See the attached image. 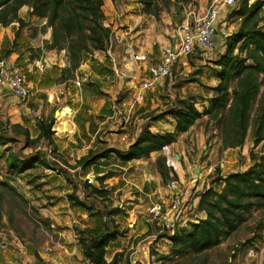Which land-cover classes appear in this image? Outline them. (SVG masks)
<instances>
[{
  "label": "rangeland",
  "instance_id": "rangeland-1",
  "mask_svg": "<svg viewBox=\"0 0 264 264\" xmlns=\"http://www.w3.org/2000/svg\"><path fill=\"white\" fill-rule=\"evenodd\" d=\"M213 1L157 0L156 18L143 13L137 0H103L101 10L111 28L105 49L86 52V59L61 78V69L70 65L67 44L50 47L52 29L45 19L30 15L24 5L18 10L23 26L0 24V58L13 61L31 88L23 100L0 89V181L7 184H0V245H5L0 246V264H91L83 254L82 240L113 229L123 236L108 243L104 258L115 255L117 264H264V207L251 210L246 221L216 246L180 255L171 253L168 235L172 231H164L148 213L153 203L166 201L172 194L171 182L176 189L185 185L190 191L186 201L191 202L196 185L219 190V178L249 167L251 155H258L262 145L253 141L258 117L264 112L263 87L253 101L240 146L222 147L225 111L221 110L216 117L201 116L172 145L146 158L122 161L110 153L87 167L79 161L111 145L127 149L146 125L155 132L173 130L174 119L166 113L177 99H190L199 110L208 107L218 82L215 61L226 51V36L236 32L242 20L238 8L256 0L221 6L227 13L219 25L226 31L224 43L216 44L210 53L190 55L161 84L149 89L143 100L133 98L138 79L151 76L186 10L201 12ZM126 18L136 31L130 41L141 62L135 76L118 79L113 75L115 68L127 75L130 67L135 68L129 64L123 40L118 39H127L119 31L128 25ZM112 30L118 31V38ZM94 51L102 52L108 62L102 69L93 61ZM81 77L86 80L78 86L75 81ZM40 121L53 123L51 143L38 137ZM15 123L28 128L29 138L12 129ZM35 156L45 163L36 162L20 172L8 165L10 158ZM159 169L167 170L168 177ZM147 235L153 237L144 239Z\"/></svg>",
  "mask_w": 264,
  "mask_h": 264
},
{
  "label": "trees",
  "instance_id": "trees-1",
  "mask_svg": "<svg viewBox=\"0 0 264 264\" xmlns=\"http://www.w3.org/2000/svg\"><path fill=\"white\" fill-rule=\"evenodd\" d=\"M137 1L142 4L143 13L159 17L157 0ZM24 5L29 7L30 15L45 19V25L52 29L51 48L60 49L67 44L70 65L61 69L59 78L66 72L74 71L83 58L86 59V52L104 50L109 41L111 28L101 10L103 0H0V24L7 26L18 22L19 27L23 26L25 22L18 16V10ZM263 7L264 0H256L238 8L242 20L236 32L226 36V51L215 61L219 67L216 72L218 82L208 107L199 110L190 99H177L176 105L166 113L174 119L172 131L155 132L146 125L127 149L108 146L100 153L82 157L79 160L82 166H90L110 153L122 161L146 158L152 152L173 144L177 136L186 132L201 116L216 117L221 110L225 111L220 128L222 147L242 145L249 127L252 104L260 87H263L264 96ZM52 124L51 121L37 124L38 137L47 139L49 143L52 141ZM11 127L29 138L27 127L18 123ZM56 133L62 135L63 132L56 130ZM261 141L259 154L251 155V164L247 169L230 172L219 178L222 181L219 190L206 186L198 194L196 208L204 210L206 215L191 222L188 228H176L168 235L171 253H200L214 247L245 222L251 210L264 207V112L259 115L254 130V145ZM36 162L45 163L36 156L27 159L13 157L8 165L20 172ZM161 163L162 159L158 158L157 166L160 167ZM159 170L163 177H168L167 170ZM0 184L7 185L1 181ZM119 236H123V232L113 229L88 241L82 240L83 254L91 264H117L115 255L107 261L104 254L108 243Z\"/></svg>",
  "mask_w": 264,
  "mask_h": 264
},
{
  "label": "built area",
  "instance_id": "built-area-1",
  "mask_svg": "<svg viewBox=\"0 0 264 264\" xmlns=\"http://www.w3.org/2000/svg\"><path fill=\"white\" fill-rule=\"evenodd\" d=\"M237 0H216L209 6L198 11L195 8H189L185 12L184 20L177 26L173 34V40L163 46L159 63L154 67L149 78H139L135 85L134 100H143L146 92L161 84L166 77L171 74L172 69L179 63L184 62L195 52L210 53L216 47V36L221 28L219 27L218 15L221 6L232 7ZM224 21L220 25H223ZM226 33L223 28L222 36ZM220 34V32H219ZM123 40L125 53L130 57L129 64H135V68L130 67L126 73H119L115 68L113 75L115 78L123 79L126 76H135L137 62L141 60L139 52L135 51L134 44L130 39L119 38ZM141 62V61H140ZM137 66V67H136ZM86 78H78L75 84L80 86ZM0 88L8 89L12 96L17 99H26L31 94V88L26 83L25 77L20 69L7 58H0ZM113 112L117 108L112 106ZM170 186L174 188L167 201L153 203L148 208V213L155 224L162 229L173 231L175 226L180 228L189 227L190 223L183 215L185 202L179 188L176 189L175 182ZM193 199V198H192ZM5 247L4 244L0 245Z\"/></svg>",
  "mask_w": 264,
  "mask_h": 264
},
{
  "label": "crops",
  "instance_id": "crops-1",
  "mask_svg": "<svg viewBox=\"0 0 264 264\" xmlns=\"http://www.w3.org/2000/svg\"><path fill=\"white\" fill-rule=\"evenodd\" d=\"M28 9H29V7H28ZM27 9V10H28ZM30 10V9H29ZM226 16H227V13H226V11L225 10H220L219 11V15H218V21H219V25L221 24V22H223L225 19H226ZM126 22L128 23V25L125 27V28H123V29H121V30H119V31H121V34L122 35H124L127 39L129 38L130 40H132V38H133V35L135 34V32L136 31H134L133 30V26H132V23H131V21H130V19H128V18H126ZM122 25H124V24H122ZM124 27V26H123ZM222 31H223V28H220L219 29V31H218V35L216 36V40H217V45H218V47L220 46V45H222L223 43H224V39H223V37L224 36H222ZM112 32H114L115 33V37L116 38H118V34H117V30H112ZM219 32H220V34H219ZM132 37V38H131ZM121 38V37H120ZM123 38V37H122ZM119 39V38H118ZM173 40V35H172V37H171V41ZM102 53V52H101ZM101 53L99 52V51H94V54H93V58H96V60H93L95 63H97L101 68L100 69H102V66H103V64H108V62H106L105 60H104V58L101 56ZM114 53H116V50L114 49ZM11 55V54H10ZM10 57V56H9ZM9 60V59H8ZM9 61H11V60H9ZM13 62V61H12ZM14 64V63H13ZM105 70V69H104ZM1 89V88H0ZM8 90V89H7ZM9 91V90H8ZM10 92V91H9ZM11 93V92H10ZM0 99H2V95H0ZM173 125V124H172ZM173 128H174V125H173ZM142 129V128H141ZM141 129H140V131H141ZM150 129H151V127H150ZM152 130V129H151ZM139 131V132H140ZM152 131H154V130H152ZM167 131H172V129H170V130H167ZM139 134V133H138ZM137 134V135H138ZM136 135V136H137ZM172 145V144H171ZM170 146V145H169ZM117 147V146H116ZM157 152V151H156ZM153 153V152H152ZM176 155H178V154H175V156L174 157H176ZM178 157H179V155H178ZM180 157H181V155H180ZM176 159H177V157H176ZM176 165V164H175ZM177 166V165H176ZM198 168H196L195 169V171L197 170ZM201 174H199V176H200ZM202 185V184H201ZM201 185H196L194 188H193V192L195 193L196 192V194H193V199L191 200V202L188 200V201H186L187 200V194L189 195L190 194V191L188 190V188L186 187V188H184V186L185 185H183V188H179V190H180V192H181V195L183 196V199H184V202H185V207H184V212H183V215H184V217L189 221V222H194V221H197V219H199V218H204L205 217V211L204 210H199V209H197L196 208V205H197V202H198V194L202 191V186ZM222 186V185H221ZM185 190V191H184ZM170 196V195H169ZM169 196L167 197V199L169 198ZM167 201V200H166ZM138 226H136L135 228L136 229H134L133 230V232H135V231H137V228ZM163 230L164 231H166V229H164L163 228ZM144 231H146V229L144 230ZM136 233H138V232H136ZM153 237V235H147L144 239H148V238H152ZM149 242H151V239H149L146 243H149ZM137 248V250L139 249V245L136 247ZM107 261H109V260H107Z\"/></svg>",
  "mask_w": 264,
  "mask_h": 264
},
{
  "label": "water",
  "instance_id": "water-1",
  "mask_svg": "<svg viewBox=\"0 0 264 264\" xmlns=\"http://www.w3.org/2000/svg\"><path fill=\"white\" fill-rule=\"evenodd\" d=\"M57 114H58V111L55 112V116H57ZM176 157L178 158V155H176ZM197 171H198V169L195 172H197Z\"/></svg>",
  "mask_w": 264,
  "mask_h": 264
}]
</instances>
